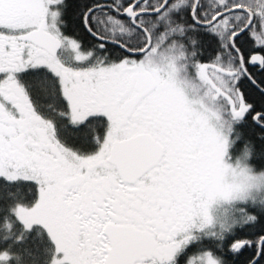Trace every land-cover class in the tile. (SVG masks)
<instances>
[{"label":"flooded vegetation","instance_id":"obj_1","mask_svg":"<svg viewBox=\"0 0 264 264\" xmlns=\"http://www.w3.org/2000/svg\"><path fill=\"white\" fill-rule=\"evenodd\" d=\"M43 1L0 0L2 163L30 178L53 204L57 202L61 209L56 210L59 239L65 250L70 242L77 247L74 264H221L214 251L206 248L213 245L221 253L224 241L217 222L229 203L207 205L206 216L204 211L207 140L211 128L221 129L225 121L218 115L215 123L206 114L200 91L191 97L198 109L187 113L176 107L159 95L154 76L138 69L143 65L142 55L130 56L89 34L87 27L107 41L121 43L111 38V30L117 29L112 23L121 21L128 41H133L129 36L138 39L136 44H121L133 52L142 50L147 44L145 33L122 15L136 0H100L91 8L95 11L83 16L84 38L68 31L65 0ZM164 1H157V7H135V23L145 26L139 13L156 10ZM129 23L134 28L128 34ZM35 32L59 42L56 55L49 52V43L47 50L34 42ZM58 58L56 67L69 70L66 82L46 65ZM113 64L118 65L117 72H112ZM44 69L58 80L71 122L78 112L85 124H101L93 125L94 150L65 141L57 113L39 104L31 82ZM71 106L76 112L73 109L72 113ZM108 109L114 121L109 129ZM232 112L231 124L244 118ZM136 136L153 143L157 160L135 182L128 183L114 166L110 150L114 142ZM65 250L56 252L53 264H70L66 257L70 252Z\"/></svg>","mask_w":264,"mask_h":264},{"label":"trees","instance_id":"obj_2","mask_svg":"<svg viewBox=\"0 0 264 264\" xmlns=\"http://www.w3.org/2000/svg\"><path fill=\"white\" fill-rule=\"evenodd\" d=\"M99 3L100 0H65L64 15L68 31L83 38L87 37L82 27L83 16ZM202 6L203 0H200L196 10L199 21L204 19L200 15ZM190 13L189 5L181 8L179 15L173 12L169 16L182 27L190 28L179 39L184 52H191L193 61L210 63L219 58V54L228 51L238 65V57L230 48L229 42L227 46H224L227 48L225 49L217 35L209 33L208 29L197 28L193 24ZM241 14L247 19L244 13ZM207 20L209 18L202 22ZM244 25L240 28L242 29ZM233 31L230 30V32ZM111 38L122 41L121 43L136 44L138 42L136 37L130 36L129 40L133 41H128L125 34L118 37V34L114 33ZM141 41L143 40L140 38ZM235 47L243 58L247 72V76L241 75L237 84L247 111L241 121L230 126L229 158L233 162L244 160L256 174L264 175V118H260L257 124L254 122L256 115L264 117V48L255 45V40L249 35V31L237 37ZM112 50L119 49L112 47ZM254 53H260L263 57L261 68L248 66V60ZM41 71L42 73L35 74L38 78L31 82L39 104L43 108L52 107L57 113L65 141L76 146H88L89 150H94L97 144L93 146L92 136L96 132V127H100L101 124L87 123L82 126L73 124L69 119L67 104L60 94L56 77L45 69ZM96 121L99 120L96 119ZM94 124L97 126H93ZM38 197L39 187L33 181H12L0 177V258L6 256L8 264H52L57 257L54 243L46 230L39 225L32 226L30 229L25 228L16 213L17 208L33 207ZM227 208L228 211H224L226 213H223L217 225L219 236L224 241V247H219L221 253L215 251L212 248L213 245H209L206 249L214 251L221 264H264V244L259 258L254 261L258 253V242L264 238V192L247 200L232 201ZM238 242L246 244L238 250L231 249V245Z\"/></svg>","mask_w":264,"mask_h":264},{"label":"rangeland","instance_id":"obj_3","mask_svg":"<svg viewBox=\"0 0 264 264\" xmlns=\"http://www.w3.org/2000/svg\"><path fill=\"white\" fill-rule=\"evenodd\" d=\"M157 1L159 0H149L144 6L152 5L153 7H157ZM193 1L175 0L160 14L144 17V25L150 33L153 43L152 49L150 50V45L149 49L140 58L143 65H140L138 69L150 72L160 85L159 95L170 103L175 104L176 107L185 110L187 113L198 109V103H195L191 97H196L200 91L203 94V101L201 100L200 105L203 104L206 114L215 123L219 119L218 115L221 122L225 121V124L221 123V129L217 126L211 128L207 140L209 156L206 160L208 170L205 179L207 184V200L204 216H206L210 211L207 205H221L242 199L247 200L264 192V175L256 174L244 160L240 159V161L233 162L229 158L230 141L228 133L231 124L229 118L232 116V111L239 118L246 114L247 111L240 91L237 89V84L242 74L235 59L226 51L222 54V57L220 55L219 59L216 58L210 65L196 64V61L192 60V53L189 51L184 52L183 47L179 44L181 36L185 35L184 33L188 32L190 28L182 27L181 24L174 22L169 16L174 11L177 12L178 9L180 10L183 7L190 5L191 8ZM232 7H244L254 14V21L249 35L253 37L257 47L264 48V0H203L200 15L204 18L203 20L206 18L212 19L218 12ZM246 20L245 16L241 13H232L221 21L216 22L213 27L208 29V32L217 35L224 47L228 45L230 29L234 30L235 33L241 29L240 26H243ZM112 25L116 26L117 29L115 31L111 30V36L114 33L118 34V37L124 35V24L114 22ZM130 32L132 30L129 25L128 34ZM224 48L227 49L226 47ZM59 60L58 58L52 60V62H46V65L50 71V67L54 69L55 74L58 75V79L60 77L66 82L65 78L69 77L70 73L69 70L56 67L60 63ZM112 67V72H117L118 65L113 64ZM65 91L71 92L66 86ZM212 96L213 99L211 98ZM70 97L73 100V96L71 95ZM162 105H167V103L162 102ZM71 107L72 113L73 109L76 112V107ZM224 113H227V115L223 118ZM85 120L77 112L74 114L72 122L77 126H82L86 125ZM238 122V120L235 121V123ZM113 126L112 113L108 109V129ZM0 177L12 181L30 180V178L24 177L6 167L2 163L1 151ZM39 190V197L35 207L17 208V216L27 229L35 225L42 226L50 239L55 242H53L55 251L57 252L59 249L64 251V243L60 242L61 240L59 239L60 230L57 224L59 221L57 217L59 216L58 212H56V210L61 209L58 207L57 202L53 204L52 199L46 193H43L40 187ZM61 198L62 196L60 200ZM77 251V247H74L73 243L70 242L68 248L65 250V252H70V254L73 253V255L66 254L69 255L66 257L70 264L75 263L74 253L77 254ZM7 261L6 256L0 258V264H8ZM206 264L210 263L206 262Z\"/></svg>","mask_w":264,"mask_h":264},{"label":"water","instance_id":"obj_4","mask_svg":"<svg viewBox=\"0 0 264 264\" xmlns=\"http://www.w3.org/2000/svg\"><path fill=\"white\" fill-rule=\"evenodd\" d=\"M142 1L143 0H137L135 3H133L130 7H128L123 12V15L126 18L130 19L133 24H135L134 18L136 16V14H132V10ZM169 1H171V0H165L164 3L161 5V7L155 11H146V12H143L140 14L157 15L165 8V6L168 4ZM198 2H199V0L195 1V5H194V8L192 10V19L197 26L202 27V28L210 27L219 18L226 16V15L233 13V12H242L248 16V22L245 25V27L241 31L237 32L236 34H234L230 38V43H231L232 47H234V44H233L234 39L237 38L238 36L242 35L243 33H246L253 23V18H254L253 13L250 12L249 10H247L245 8H241V7H236V8H232L230 10L223 11V12L219 13L216 17H214V19H212L210 22L200 23L195 19V15H194ZM95 10H96V8L90 9L86 15V18L90 13H92ZM86 18H85V23H86ZM140 29L142 31H144L143 28H140ZM87 30H88L89 34L94 39L101 41L103 43H109L113 46H117L121 50H123L127 54H129L130 56H140L141 54L146 52L150 47V38L146 32H145L146 38L148 41L147 46L142 51L132 52V51L127 50L124 46H122L119 43L112 42L109 40L107 41V40H104V39L96 36L95 34H93L88 29V27H87ZM35 33L36 34L33 35L34 42L36 44H38L40 47H43L47 50H48V48L46 45L49 43V45L51 47V49H49V52L52 55H56V52L60 48L59 42L57 40H55L53 37L48 36L47 34L41 35L38 32H35ZM235 51L238 54L242 71L245 73V68H244V63L242 61V58H241V56H240V54L236 48H235ZM262 64H263V58L260 54H255V55L251 56L248 60V66L249 67H261ZM260 118H264V117L257 115L254 117V121L257 123L258 122L257 120H259ZM156 153H157V151L154 148L153 143L148 138H145L144 136H136V137L131 138L129 140H125V141H121V142H115L113 144L112 149H111V155L113 158V163L116 165L121 176H123V178L129 182H134L146 170H148L149 168L154 166L155 161L157 159ZM263 244H264V238L258 242V253H257V256H256L254 261H256L259 258L260 252H261V247ZM240 246L241 245H238L237 247L240 248Z\"/></svg>","mask_w":264,"mask_h":264}]
</instances>
